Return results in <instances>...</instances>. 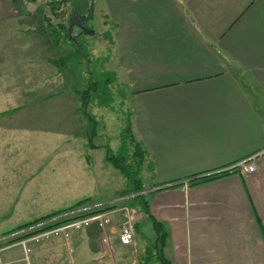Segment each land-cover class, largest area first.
<instances>
[{
	"label": "crops",
	"instance_id": "crops-1",
	"mask_svg": "<svg viewBox=\"0 0 264 264\" xmlns=\"http://www.w3.org/2000/svg\"><path fill=\"white\" fill-rule=\"evenodd\" d=\"M18 1L24 4L25 0L5 2ZM103 1L116 21V46L121 64L129 68L126 85L130 84L136 104L126 124L142 145L147 164L144 170L152 169L148 179L140 180L143 189L150 191L151 217L140 210L135 229L140 233L145 220L152 229V219L162 222L167 230L164 253L172 264H264V117L256 112L253 103L258 98L251 91L253 84L264 87V0ZM237 57H243L254 73L255 82L244 89L228 72V67L239 71L229 66L237 63ZM32 63L28 62V75L33 78ZM18 108L0 109V185H9L2 189L14 196L17 184L24 187L23 195L32 194L25 185L35 177H23L28 168L24 159L18 161L21 164L16 171L17 162L12 161L23 154L25 145L14 142L12 132L37 136L47 128L32 129L22 123L30 114L16 111ZM64 108L51 107L50 113L56 114L52 135L58 141L70 136L76 141L92 139L97 113L94 117L87 112L91 115L87 120L80 107H73V117L65 118ZM122 127L117 137L123 135ZM87 129L89 136L85 135ZM92 141L87 148L99 150ZM250 155H257L251 172L237 171L203 184H188ZM80 159L84 162L71 166L61 161L57 168L62 177L58 174L51 179L43 174L35 180L43 185L51 182L48 180L63 183L72 193L75 184L92 183L96 178L88 157ZM23 195L20 202L9 198L8 206L0 207V216L1 210L12 207L18 215ZM28 220L19 219L15 226ZM116 224L114 219V227ZM99 237L95 227L74 235L70 242L73 264L138 263L130 247L119 243L115 235L111 249ZM145 247L146 243L136 253L142 256ZM18 254L20 249L16 248L4 256L12 259ZM33 260L35 264H68L65 247L58 240L35 246Z\"/></svg>",
	"mask_w": 264,
	"mask_h": 264
},
{
	"label": "rangeland",
	"instance_id": "rangeland-1",
	"mask_svg": "<svg viewBox=\"0 0 264 264\" xmlns=\"http://www.w3.org/2000/svg\"><path fill=\"white\" fill-rule=\"evenodd\" d=\"M5 1L4 3L0 2V15L2 16L0 19V109L20 107L16 111L30 114L27 116V121H22V123L25 122L32 129L40 128L41 125L47 126L46 130H42L37 136H32L23 131H10L16 135V137L13 136L14 142L25 145L23 154H19L18 159L12 161L17 162L16 171L21 164L18 161L24 159L28 168L24 167L26 175L23 177L33 176L37 179L44 174L55 179L58 174L63 176L62 171L57 168L61 161H65L71 166L85 155L89 159L90 169L96 173V178L93 179L92 183L82 181L75 184L76 189L72 193H70V188L63 183L48 180L51 182L43 185L35 178L30 180L28 185H25L31 189L32 194L30 192L23 195L24 187L17 184V191L14 196L2 189V187H9V185L4 184L2 187L0 185L1 208L4 209L8 206L9 198L15 197L16 202H20L22 195L24 198L16 210L18 215H14L15 209L13 207L10 211L1 210L0 229L4 231L0 232V235L14 230L19 219L30 218V220H34L36 216L59 211L53 215L56 217L64 211L73 210L77 206L105 201L116 191L131 186L127 178L106 158L111 152L114 155L123 150L127 152V163L132 165L134 169L139 168V171H136L139 180L148 179L150 176L148 170H152L151 167L146 171L144 170L147 166L144 153L141 155L142 162L138 165L140 154L134 145L138 141L132 136L131 129L127 128L126 122L134 113L136 104L135 99L130 94V84L126 85L129 83V68L121 64L120 53L118 54V46H116L118 42L116 21H113L107 12L105 1L93 0L94 10L87 24L91 27L92 32H85L78 37L79 42L84 47L81 51L78 49L80 44L76 46L70 41L75 37L76 31L81 29V19L74 20L73 24L68 23L72 9L69 0H25L24 4L21 1L14 4ZM56 1H58L57 4L54 3ZM61 1L64 2L61 3ZM60 24L66 25L65 30H67L70 39L68 38L67 42L61 39L57 44H53V41L45 33H49V31L52 33V29L58 30ZM113 24L116 28L113 27ZM108 29H111L109 40L106 38L109 34L106 31ZM259 57L256 56V58ZM30 60L33 61V78L28 75V62ZM229 66L239 69V71H235L228 67V72L236 81L240 82L243 89L250 82H255L252 80L254 73L248 69L247 61L243 57H237V63ZM2 77H4V81L1 79ZM104 80H109V89L112 92V102L106 107L99 106L98 96L88 88L90 85L94 86L95 82L92 83L93 81H101L104 84ZM253 86L251 91L258 98L253 106L258 115L263 118L264 110L261 109L264 108L262 105L264 103V87L260 84H253ZM87 88L91 101L84 108L86 111L82 114L83 118L88 120L91 115L97 113V117L94 115V119H97L95 133L89 140L94 141L91 142V145L100 147L99 150L95 151L87 148L89 141L85 140V137L76 141L75 137L70 136L68 140L61 138V140L65 139L66 141H58V137L53 136L51 132L56 117L55 113H50L51 107L54 105H58L61 109L66 107L64 108L67 114L65 118H72L73 107H80V111H82L79 103V92ZM74 99H76L75 104H73ZM92 110L94 112H90ZM86 112L91 113V115H87ZM19 123L22 125L20 121ZM118 123L120 126H117ZM59 125L62 123L60 122ZM121 125L123 126L121 131L125 137L123 144L122 139L117 137ZM123 129L127 131L124 132ZM90 132L87 129L85 135L89 136ZM140 147L142 148V145ZM24 152H26V156H24ZM104 154L105 157H103ZM81 161L84 162V160ZM146 173H148L147 176H145ZM133 174L135 175L134 172ZM83 199L86 200L81 201L80 204L77 203ZM132 200H128L124 204L140 211L137 206L132 204ZM60 218L57 217L55 220ZM115 219L118 221V217ZM82 230L71 231L67 241L61 238L50 241H61L68 257L67 245L71 246L70 242L74 235ZM135 231L134 245L129 246L128 249L133 257L136 256L139 260L141 253H136L137 250L143 247L145 243L147 244L149 240L153 241L155 232L146 220L140 224V233L137 231V227Z\"/></svg>",
	"mask_w": 264,
	"mask_h": 264
},
{
	"label": "built area",
	"instance_id": "built-area-1",
	"mask_svg": "<svg viewBox=\"0 0 264 264\" xmlns=\"http://www.w3.org/2000/svg\"><path fill=\"white\" fill-rule=\"evenodd\" d=\"M256 156L250 155L244 159H240L223 170H237L242 173L251 172L256 166ZM120 192L105 202L77 206L69 212H67L68 210L64 211L59 216H51L38 220L10 231L7 234L0 235V264H35L33 253L36 245L56 238L67 241L71 231H78L90 227H95L99 230L100 242L110 249L112 235H115L118 242L122 245H134V226L139 210L124 203L137 196L147 195L150 191L148 189H142L127 193ZM57 217L61 218L55 220ZM116 217H118V221L114 227L113 220ZM16 248L20 249L19 256L12 259H5L4 254ZM66 249L69 252L68 264H73L71 257L73 248L68 244Z\"/></svg>",
	"mask_w": 264,
	"mask_h": 264
},
{
	"label": "trees",
	"instance_id": "trees-1",
	"mask_svg": "<svg viewBox=\"0 0 264 264\" xmlns=\"http://www.w3.org/2000/svg\"><path fill=\"white\" fill-rule=\"evenodd\" d=\"M71 3V0H69ZM58 1L54 2L57 4ZM64 1H61V3ZM93 10H94V5H93V9L92 12H90L87 16H86V21H85V27L87 29H90L91 27L88 24V20L90 19V17L93 14ZM113 27H115V24H113ZM117 27V25H116ZM115 27V28H116ZM66 25L65 24H60L59 29L55 30L52 29V33L51 31H49V33H45L48 38H50L53 41V44H57V42L59 40H63L65 42H67L68 38L70 39L69 34L67 33V30H65ZM41 29V28H39ZM80 33H78V35H76L74 38H72L70 41L72 42V44L79 46L78 49H80L79 51H81V49H84L83 45L79 42L78 37L82 34H84L85 32L83 31V29H80ZM111 29L106 30L107 32H109L108 36H106L104 33L103 35L106 36V38L109 40L110 38V32ZM63 31V32H62ZM66 31V32H65ZM44 32V31H42ZM111 77V76H110ZM114 77V76H113ZM109 78V77H108ZM107 78V79H108ZM111 79V78H110ZM95 82V83H94ZM92 83H94V86H89L88 88L91 89V91L98 96V104L99 106H108L112 100H111V91L109 89V80L106 81L104 80L102 84L101 81H93ZM85 89L80 93V100H81V110L82 112H85L86 110H84V108H86L90 101H91V97L88 95L89 93V89ZM87 113V112H86ZM128 128V127H127ZM127 130H124V132ZM124 135L121 134V139H122V144L124 143L123 140ZM135 148L138 150L140 156H139V164H141L142 162V157L141 155H143V151L142 148L140 147V145L138 143H135ZM141 148V151H140ZM136 150V151H137ZM110 152V151H109ZM108 160H110L112 162V164L114 165V167H116L128 180V182L130 183L129 189H125L120 193H127L130 191H139L143 189V186L141 184V181L139 179H137V175H136V171H139V168L137 167L136 169L133 168L132 165H129L127 163V159H128V153L124 152V150L122 152H119L117 155H114L112 152L107 155L106 157ZM132 168V170L130 171V169ZM133 172L135 173V175L133 174ZM237 172V170L235 171H229V170H223L217 173H213L210 175H205V176H201L195 179H192L189 181V185L193 186V185H198V184H203L212 180H215L216 178H219L223 175L229 174V173H234ZM86 199L83 200H79L77 203L80 204L81 201H85ZM132 204L134 206H137L141 211H144V213L149 214L148 213V204H149V199H148V195H140L137 196L136 198H134L132 200ZM78 205V204H75ZM74 206V205H73ZM64 210V209H63ZM62 211V210H61ZM59 212V211H57ZM57 212H53V213H49L40 217L35 218L34 220L25 222V223H21L20 225H16L14 228V230L24 226V225H28L30 223H33L34 221H38V220H42V219H46L48 217L53 216L54 214H56ZM149 217H151V215L149 214ZM152 226L155 232V238L153 241H148L144 250V254L141 256V258L139 259L137 264H172L171 260L168 259L164 253V248H165V243H166V239H167V230L164 227L163 223L152 219ZM13 231V230H12ZM6 259V258H5Z\"/></svg>",
	"mask_w": 264,
	"mask_h": 264
},
{
	"label": "water",
	"instance_id": "water-1",
	"mask_svg": "<svg viewBox=\"0 0 264 264\" xmlns=\"http://www.w3.org/2000/svg\"><path fill=\"white\" fill-rule=\"evenodd\" d=\"M72 9L69 15L68 23H74L77 16L81 19V29L84 32L91 33L92 30L85 27L86 16L92 12L94 1L93 0H71ZM70 27V24H69Z\"/></svg>",
	"mask_w": 264,
	"mask_h": 264
},
{
	"label": "flooded vegetation",
	"instance_id": "flooded-vegetation-1",
	"mask_svg": "<svg viewBox=\"0 0 264 264\" xmlns=\"http://www.w3.org/2000/svg\"><path fill=\"white\" fill-rule=\"evenodd\" d=\"M78 18H80V17H79V16H77V17H76V19H78ZM76 19H75V20H76ZM80 31H81L80 29H79V30H77V31H76V33H75L74 35H75V36H76V35H78V33H80Z\"/></svg>",
	"mask_w": 264,
	"mask_h": 264
}]
</instances>
